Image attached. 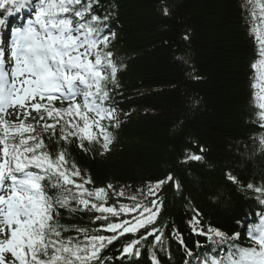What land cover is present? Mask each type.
<instances>
[{
    "label": "snow or ice",
    "instance_id": "1",
    "mask_svg": "<svg viewBox=\"0 0 264 264\" xmlns=\"http://www.w3.org/2000/svg\"><path fill=\"white\" fill-rule=\"evenodd\" d=\"M99 7L101 0H0V264H123L138 259L143 247L159 264L154 250H164V231L151 226L163 206L162 186L174 182L179 190V183L168 175L128 197L131 204L120 203L124 190L90 187L91 176L65 147L76 143L104 155L113 142L109 129L119 126L108 103L118 66L104 32L108 16L94 11ZM244 7L258 56L251 64L253 102L264 128V0H247ZM259 142L264 146V136ZM247 187L264 204V187ZM78 213L87 224L62 222ZM256 215L255 222L236 221L248 241L241 244L240 232L204 228L195 211L191 229L210 245L197 264H264V210ZM129 234L134 238L122 241L115 255L105 254Z\"/></svg>",
    "mask_w": 264,
    "mask_h": 264
},
{
    "label": "trees",
    "instance_id": "2",
    "mask_svg": "<svg viewBox=\"0 0 264 264\" xmlns=\"http://www.w3.org/2000/svg\"><path fill=\"white\" fill-rule=\"evenodd\" d=\"M246 1L101 0L94 8L108 16L104 32L112 37L108 51L118 66L108 103L119 126L109 129L113 142L104 155L76 143L65 147L91 176L90 187L136 192L168 175L179 183V190L174 182L162 186L163 206L151 226L164 231V250H154L159 264H193L210 247L191 229L195 211L204 228L240 232V243L247 244L236 221L253 220L261 204L260 194L247 187H264V128L253 102L251 64L258 56ZM192 154L203 159H188ZM81 215H65L62 222L87 224ZM132 238L121 237L105 254L115 255ZM140 251L123 264H153L148 247Z\"/></svg>",
    "mask_w": 264,
    "mask_h": 264
},
{
    "label": "rangeland",
    "instance_id": "3",
    "mask_svg": "<svg viewBox=\"0 0 264 264\" xmlns=\"http://www.w3.org/2000/svg\"><path fill=\"white\" fill-rule=\"evenodd\" d=\"M133 195H138V194H133ZM132 196V195H131ZM139 196V195H138ZM130 197V196H129ZM128 201L122 200L119 201L120 203H125V204H131L132 201L128 199V197L126 198ZM140 199H143V197L141 196ZM145 203H147V201H144Z\"/></svg>",
    "mask_w": 264,
    "mask_h": 264
},
{
    "label": "bare ground",
    "instance_id": "4",
    "mask_svg": "<svg viewBox=\"0 0 264 264\" xmlns=\"http://www.w3.org/2000/svg\"><path fill=\"white\" fill-rule=\"evenodd\" d=\"M247 3V1L245 2V4Z\"/></svg>",
    "mask_w": 264,
    "mask_h": 264
}]
</instances>
